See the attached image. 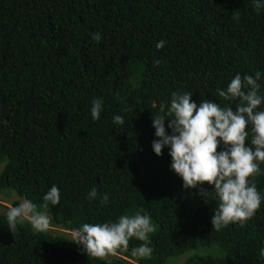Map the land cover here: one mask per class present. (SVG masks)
Returning <instances> with one entry per match:
<instances>
[{"label": "trees", "instance_id": "1", "mask_svg": "<svg viewBox=\"0 0 264 264\" xmlns=\"http://www.w3.org/2000/svg\"><path fill=\"white\" fill-rule=\"evenodd\" d=\"M236 74L258 75L264 97V7L255 10L253 0H0V192L30 200L67 230L148 215L155 231L128 243L152 249L137 264H165L200 246L207 252L188 254L183 264H264V162L248 178L262 197L258 210L217 230L214 186L185 189L170 149L157 156L152 147L159 139L152 117L165 115L173 92L235 111L241 101L218 90ZM95 98L103 100L98 120L91 116ZM117 115L123 125L113 123ZM165 129L171 134L168 121ZM246 130V146L254 148L252 125ZM53 185L58 205L43 199ZM202 189L210 192L207 203ZM8 210L0 211V264L133 258L121 248L110 260L93 257L73 238L37 232L27 221L12 232Z\"/></svg>", "mask_w": 264, "mask_h": 264}, {"label": "clouds", "instance_id": "2", "mask_svg": "<svg viewBox=\"0 0 264 264\" xmlns=\"http://www.w3.org/2000/svg\"><path fill=\"white\" fill-rule=\"evenodd\" d=\"M254 9L259 11L264 5L259 0H253ZM238 16V11L234 12ZM92 38L99 42L100 33H93ZM165 41L157 43L162 49ZM159 63V62H157ZM259 76L241 77L236 74L226 90H218V95L226 100L238 98L241 103L233 111L231 107L222 108L210 100H203L199 106L191 100L192 93L173 92L170 107L160 106V113L153 119L155 136L152 147L157 156L162 155V149L167 146L172 158L171 169L183 180L185 189L196 188L207 183L214 186V192L219 198L217 209L211 219L213 227L220 230L229 223L243 224L251 218L260 207L262 197L255 183L249 182V177L260 173L257 161L264 162V110L257 108L264 102L259 94ZM91 116L98 120L103 107V100L95 98L92 101ZM171 117L166 119L165 117ZM165 121L171 134L165 129ZM113 123L123 125L124 118L117 115ZM252 125L254 133L251 144L246 146L248 137L247 125ZM221 143L224 150H218ZM93 188L88 198L97 197ZM206 198L210 192L201 190ZM45 201L52 205L60 202V191L56 185L44 195ZM108 196L103 197L106 203ZM8 227L14 232L18 223L29 222L37 232L46 231L50 220L44 213L36 211V205L30 200L10 207L6 213ZM155 231L148 215L139 213L129 216L122 215L118 222L89 224L85 223L72 230L73 241L81 245L83 250L93 257H104L115 254L117 249H127L129 240L135 237L141 241L148 240V234ZM140 257H150L152 249L142 244L133 249ZM264 256V249L260 253Z\"/></svg>", "mask_w": 264, "mask_h": 264}, {"label": "rangeland", "instance_id": "3", "mask_svg": "<svg viewBox=\"0 0 264 264\" xmlns=\"http://www.w3.org/2000/svg\"><path fill=\"white\" fill-rule=\"evenodd\" d=\"M14 201H18L19 203L23 201V199H20L16 196L15 193L13 192H0V211H5L6 209H9L10 207H13V202ZM42 213L46 214L50 220V216L49 213L46 211H43ZM48 232L52 233V234H64L66 237L68 238H73L72 236V230H67V229H63L61 227L58 226H54L51 224H49V228L47 229ZM124 251H130V253H132L133 258H129L123 255H120L122 257H124L130 264H137L135 259L138 255L134 254L133 250L130 249V247L128 246L127 249L121 248ZM208 248L207 247H198L194 250H190L188 251L185 255L183 256H178V257H171L168 258L167 261L165 262V264H183V261L185 260V258L187 257L188 254H192V253H205L207 252ZM116 255H119L118 253L115 254H109L104 256L106 259L110 260L112 258H114Z\"/></svg>", "mask_w": 264, "mask_h": 264}, {"label": "water", "instance_id": "4", "mask_svg": "<svg viewBox=\"0 0 264 264\" xmlns=\"http://www.w3.org/2000/svg\"><path fill=\"white\" fill-rule=\"evenodd\" d=\"M77 229L76 227L73 228V230Z\"/></svg>", "mask_w": 264, "mask_h": 264}]
</instances>
